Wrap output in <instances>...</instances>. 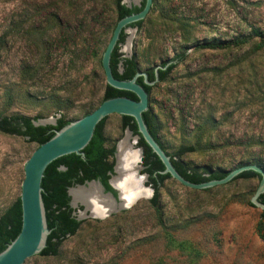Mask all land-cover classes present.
Wrapping results in <instances>:
<instances>
[{
    "label": "rangeland",
    "instance_id": "obj_1",
    "mask_svg": "<svg viewBox=\"0 0 264 264\" xmlns=\"http://www.w3.org/2000/svg\"><path fill=\"white\" fill-rule=\"evenodd\" d=\"M145 20L139 30L127 28L124 57L135 54L144 71L184 53L149 96L169 108L151 110L166 150L200 144L178 157L200 172L264 162V47L257 49L261 39L252 34L264 35V0H155ZM116 22L114 0H0V111L70 121L93 111L106 84L100 58ZM238 37L249 40L233 45ZM213 39L219 48L201 47ZM103 131L108 147L127 136L119 116ZM135 138L128 142L141 149ZM36 147L0 132V215L19 197ZM259 180L194 194L167 179L158 212L152 193L105 218H78L82 224L56 256L26 264H264L262 208L249 204Z\"/></svg>",
    "mask_w": 264,
    "mask_h": 264
},
{
    "label": "trees",
    "instance_id": "obj_2",
    "mask_svg": "<svg viewBox=\"0 0 264 264\" xmlns=\"http://www.w3.org/2000/svg\"><path fill=\"white\" fill-rule=\"evenodd\" d=\"M154 2L155 0H153L151 9ZM144 3L145 0H141L140 6L127 7L122 3V0H114L116 20L140 11L143 8ZM145 21L144 18L129 24L128 27H134L139 30L142 28ZM252 34L261 39L260 43L257 45V49L264 47V35L258 30H253ZM125 38L126 34L122 31L110 57V67L113 76L117 79L129 80L136 73L144 72L147 81H155L157 73L158 82H163L168 79L169 74L175 67L176 63L181 62L184 59V53L182 52L171 59L162 61L158 65L160 66L159 68L155 65L154 67L141 71L135 54L130 57H124L120 52V46L125 42ZM248 40L249 38L246 37H238L233 40L232 43L233 45L238 46L247 43ZM201 47L219 48L220 43L218 40L213 39L212 41L201 45ZM136 81L150 96L153 86L145 83L144 76L137 77ZM115 96H126L137 100V97L133 92L119 90L105 84L102 101ZM142 116L152 136L170 156V161L177 172L186 180L192 183H201L213 179H221L230 171L211 170L207 168L205 172H200L194 168H190L186 163L179 160L178 157L185 153L197 151L200 144L193 143L182 145L176 152L169 153L158 136V130L154 121V115L150 108V102L148 109L142 113ZM39 118L40 116L28 117L21 114L5 115L0 111V132L22 136L26 138L29 143H35L39 146L52 137L55 130H59L70 122V120H66L64 116H60L57 118L55 125H34L33 122ZM120 118L122 127L124 129H129L132 132V135L139 137L137 144L143 151V168L141 173L147 174V181L145 184L153 189L150 203L158 212L157 200L159 189L167 179H171V176L168 173H161L164 166L139 134L135 120L126 115H122ZM106 119L107 117L103 118L96 125L90 142L83 149L85 154L84 158L74 153L68 154L53 160L44 171L41 181V186L43 188L42 199L45 207L46 222L50 233L47 236L45 247L38 254L39 256H56L66 237L74 235L83 222V220H78L73 215L75 209L70 206V196L67 193L69 187L75 184H83L85 181L98 180L103 185L105 191L116 195V192L108 183L110 173H112L113 170L115 146H106L107 139L103 131ZM247 164L249 163H240L233 169ZM253 164L264 170V162L260 163L256 161ZM249 178L260 179V174L253 170H246L234 177L232 181ZM259 199L264 203V194H261ZM249 204L253 206L251 202H249ZM260 215L261 220L264 222V210H262ZM21 222V204L19 197H17V199L0 215V252L18 235L21 229ZM261 228L258 226V230Z\"/></svg>",
    "mask_w": 264,
    "mask_h": 264
},
{
    "label": "water",
    "instance_id": "obj_3",
    "mask_svg": "<svg viewBox=\"0 0 264 264\" xmlns=\"http://www.w3.org/2000/svg\"><path fill=\"white\" fill-rule=\"evenodd\" d=\"M140 2L141 0L137 3L122 0V3H124L127 7L140 6ZM152 3L153 0H145L144 6L140 11L126 15L117 20L101 56V67L105 76V83L119 90L133 92L136 95L137 100L126 96H115L105 99L90 113L82 116L81 118L70 121L59 130H55L52 137L33 150L30 157L24 164V178L21 183V192L19 195L22 217L21 229L18 235L0 252V264H26L28 261L44 257L38 255L45 247L47 236L50 233L46 222L45 207L42 199L43 188L41 186V181L44 171L53 160L68 154L74 153L84 158L85 154L83 149L90 142L96 125L105 117H107L106 121L115 116L120 117L122 115H126L132 117L135 120L139 134L162 162L164 169L161 173H168L171 178L188 188L194 194H213L221 188L214 186L225 184L246 170H253L259 173V185L254 195L251 197L250 202L252 205L258 206L264 210V203L259 199L260 195L264 194V170L257 165H242L230 170L221 179H213L201 183H192L177 172L170 161V156L152 136L142 116V113L148 109L149 102L151 110L156 105H158L162 110L169 109L150 98L147 91L136 81L137 77L144 76L145 83L153 85L158 81L157 73L156 80L153 82L147 81L146 74L144 72L136 73L129 80L117 79L113 76L110 67V57L121 32H126L129 24L144 19L149 13ZM120 52L122 53V45ZM159 67L160 66H157V68ZM56 120L57 118H39L33 123L34 125H55ZM126 132L130 138L132 132L129 129H126ZM138 138L139 137L136 136L135 139L138 141ZM119 142L115 146L113 170L108 179V183L116 192V195L111 192H104L103 186L97 180L85 181L83 184H75L69 187L67 193L70 196V206L73 209H75L78 204L83 206V209L79 211L78 216H75V211L73 212V215L77 219L84 218L80 216V213H85L86 217L90 216V212L82 203H74L70 194V189L73 187H86L90 183H94L100 188L103 195H108L114 203H118L121 191L113 186L112 179L116 177V153H118L117 147ZM139 150L142 158V148ZM140 167L143 168L142 165ZM142 175L147 176V174ZM145 186L150 187L146 184ZM151 191L153 193L152 188ZM123 209L125 208H121L120 210Z\"/></svg>",
    "mask_w": 264,
    "mask_h": 264
},
{
    "label": "bare ground",
    "instance_id": "obj_4",
    "mask_svg": "<svg viewBox=\"0 0 264 264\" xmlns=\"http://www.w3.org/2000/svg\"><path fill=\"white\" fill-rule=\"evenodd\" d=\"M128 1L137 3L139 0ZM128 141L129 135L127 134V136L119 142L117 147L118 153H116V177L112 179V184L121 191L118 203H114L108 195H103L100 188L94 183H90L86 187H73L70 189V194L74 203H82L90 212V217L105 218L121 208H127L125 206L127 203L125 197L130 190H136L139 183V176L142 175L140 169L141 165L135 163L137 159H142L140 150L132 147L133 145ZM129 176L133 178L126 180ZM142 198L148 197L142 196L135 200V202ZM134 203H132L131 206ZM80 216L85 217V213H80Z\"/></svg>",
    "mask_w": 264,
    "mask_h": 264
},
{
    "label": "clouds",
    "instance_id": "obj_5",
    "mask_svg": "<svg viewBox=\"0 0 264 264\" xmlns=\"http://www.w3.org/2000/svg\"><path fill=\"white\" fill-rule=\"evenodd\" d=\"M140 160L137 159L135 163L138 165L140 164ZM132 176H129L126 178L127 179H132ZM147 180L146 175H140L139 176V183L135 191H129L128 194L126 195L125 199L127 200V203L125 204L126 207H130L132 203L135 202V200L141 198L142 196L146 197H151L152 191L150 187H145L144 182Z\"/></svg>",
    "mask_w": 264,
    "mask_h": 264
},
{
    "label": "flooded vegetation",
    "instance_id": "obj_6",
    "mask_svg": "<svg viewBox=\"0 0 264 264\" xmlns=\"http://www.w3.org/2000/svg\"><path fill=\"white\" fill-rule=\"evenodd\" d=\"M98 181V180H97ZM102 185V184H101ZM103 186V185H102ZM104 188V187H103ZM104 192H108V191H105V189H104Z\"/></svg>",
    "mask_w": 264,
    "mask_h": 264
}]
</instances>
